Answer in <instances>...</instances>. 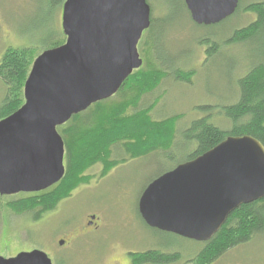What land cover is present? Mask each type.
<instances>
[{
	"label": "water",
	"instance_id": "1",
	"mask_svg": "<svg viewBox=\"0 0 264 264\" xmlns=\"http://www.w3.org/2000/svg\"><path fill=\"white\" fill-rule=\"evenodd\" d=\"M185 3L195 24L214 26L232 17L240 0ZM151 16L147 0L65 1L66 43L35 60L25 104L0 121V196L41 193L65 178L66 145L58 128L114 97L143 67L138 46ZM263 199L264 144L231 136L151 183L139 213L152 229L206 243L241 206ZM0 264L53 263L47 253L31 251Z\"/></svg>",
	"mask_w": 264,
	"mask_h": 264
},
{
	"label": "rangeland",
	"instance_id": "2",
	"mask_svg": "<svg viewBox=\"0 0 264 264\" xmlns=\"http://www.w3.org/2000/svg\"><path fill=\"white\" fill-rule=\"evenodd\" d=\"M65 1L56 5L53 0H0V60L10 47L28 48L35 55L49 50L51 37L58 36L61 30ZM257 1L261 0H241V6L245 8ZM147 2L154 16L163 18L159 33L154 35L169 64L175 69L198 71L192 84L174 79L164 82L155 95L147 98V102L154 98L159 102L148 116L162 120L182 115L177 128L184 131L194 121L207 117L208 109V116L221 127L225 119L222 107L238 101V81L255 66L259 51L264 48L262 37L244 45L226 43L236 30L254 23L256 14L242 11L221 25L205 27L192 21L184 8L185 0ZM207 40L219 46L217 56L208 61L206 51L212 43ZM111 101L109 106L120 102ZM181 143L186 146L181 149L184 151L174 149L170 156L129 157L105 176V166L97 163L87 172L88 183L76 188L38 221L29 214L16 215L6 206L28 194L1 198L0 258L40 251L47 253L53 264H126L132 260L130 253L157 248L181 254L182 261L173 264H186L203 243L147 227L139 214L140 200L149 185L188 159L193 146L186 145L183 138ZM93 216L99 219L97 229L86 227ZM71 238L74 239L66 248L59 245ZM213 264H264V236L229 251Z\"/></svg>",
	"mask_w": 264,
	"mask_h": 264
},
{
	"label": "trees",
	"instance_id": "3",
	"mask_svg": "<svg viewBox=\"0 0 264 264\" xmlns=\"http://www.w3.org/2000/svg\"><path fill=\"white\" fill-rule=\"evenodd\" d=\"M60 1L62 0H53V3L57 5ZM184 8L190 15L185 3ZM242 11L256 14L257 20L236 30L227 40V45H244L261 37L264 39V0L245 8L241 6L240 1L235 15ZM162 21L163 18L159 20L154 16L152 9L151 27L141 41L140 53L145 55L144 65L130 76L120 91L111 99L99 102L74 116L70 122L58 129L66 145L65 178L45 192L29 194L7 202L6 206L10 211L16 215L29 214L38 221L43 214L53 211L61 201L69 198L76 188L88 183L90 178L87 172L97 163L102 162L105 166V176L114 167L126 163L129 157L139 159L143 156H161L167 153L170 156L169 153L174 149L186 148L181 143L182 138L186 145L193 146L188 159L183 163L209 152L231 136H251L264 144V48L259 51L260 57L255 66L238 81V101L222 107L225 119L221 127L208 116V109L205 110L207 117L194 121L184 131L177 128L178 122L183 119L182 115L162 120H154L148 116L159 102L157 98L147 102V98L155 95L164 82L174 79L192 84V78L198 74L194 69H175L169 64L165 52L157 42L158 36L154 35L155 32L159 33V24ZM163 34L167 42L166 30ZM51 40L49 50L66 43L67 37L62 26L58 36L53 35ZM207 42L212 43L206 51L208 61L217 56L219 46L216 42ZM38 56L28 48L12 47L3 54L0 60V85L3 88L0 89V121L14 114L25 104V84ZM113 99H118L119 104L109 106ZM1 198L6 197L0 196ZM262 236L264 199L243 205L236 210L219 233L212 240L203 243L202 249L186 264H213L229 251ZM162 251L152 248L143 255L132 257L135 258V264H173L182 261L181 254Z\"/></svg>",
	"mask_w": 264,
	"mask_h": 264
},
{
	"label": "flooded vegetation",
	"instance_id": "4",
	"mask_svg": "<svg viewBox=\"0 0 264 264\" xmlns=\"http://www.w3.org/2000/svg\"><path fill=\"white\" fill-rule=\"evenodd\" d=\"M92 218V217H91ZM90 218V222L86 225V227L89 225L91 228H94V229H97L98 228V226H99V224H98V217H96V220L95 221H91L92 219ZM72 239H74V238H71L70 240H67V241H65L66 243H65V248L68 246V243L70 242V241H72ZM146 252H148V250L146 249V250H143V251H138V252H134V253H130L129 255H130V257H131V261L129 262V261H127V263L126 264H135L136 263V261H135V258H133L132 257V255H143L144 253H146ZM164 253H166V252H164ZM146 264V263H145Z\"/></svg>",
	"mask_w": 264,
	"mask_h": 264
},
{
	"label": "bare ground",
	"instance_id": "5",
	"mask_svg": "<svg viewBox=\"0 0 264 264\" xmlns=\"http://www.w3.org/2000/svg\"><path fill=\"white\" fill-rule=\"evenodd\" d=\"M192 19V18H191Z\"/></svg>",
	"mask_w": 264,
	"mask_h": 264
}]
</instances>
